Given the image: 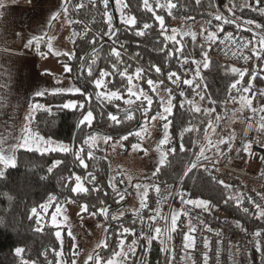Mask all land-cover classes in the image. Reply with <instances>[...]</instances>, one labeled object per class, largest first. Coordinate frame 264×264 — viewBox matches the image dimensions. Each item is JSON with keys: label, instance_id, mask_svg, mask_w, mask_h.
Segmentation results:
<instances>
[{"label": "snow or ice", "instance_id": "snow-or-ice-1", "mask_svg": "<svg viewBox=\"0 0 264 264\" xmlns=\"http://www.w3.org/2000/svg\"><path fill=\"white\" fill-rule=\"evenodd\" d=\"M89 5L98 11V3L103 5V13L102 17L106 18L105 23L107 24V31H99L93 37V39L89 42L92 45L91 53H86V55L91 56L90 62H87L85 56L82 55L79 57L81 60L80 64V72L84 73L87 72L86 76H78L77 80H85L87 83L92 85V90L89 91L87 87V83L85 87L81 88L80 86H73V87H59L52 90H38L34 93L35 97H44L46 95H53V96H78L80 99L76 98H68L64 99L62 103L57 104L55 106H49L47 104H39L33 103L30 105L29 113L24 117V120L27 123L22 127L21 133L19 136L15 134V124H13V130L8 132L7 135L0 133V179L6 177L7 169H13L18 167V153L23 150L25 152H34L39 153L41 156L48 155L51 153H64L70 154L74 157L72 161V167L75 168L78 164L79 167L87 169L88 164L86 163V158L84 153L87 151V159L95 160L96 156L94 150L97 148L96 140L97 135L100 129L94 128L93 122L96 120V116L94 115L95 109L93 108L92 102L93 99L99 102L100 104V120L103 121L104 117V107L106 103L111 104L114 101H119L122 99L121 89L125 87L124 80L127 81V95L128 99L124 100L123 103L128 107L121 108L119 105H114L119 112L123 114V119H119L116 114H113L111 111L108 112V119L112 122L110 126L121 125L127 121L137 120L139 122V118L134 115V113H139L140 117L143 120L147 121L150 113L152 111V106L154 103L153 97L150 95L149 91H145L142 87L139 89V93L134 91V88L139 86V83L142 81H146L149 89L152 92L156 91V88L159 85L164 84L163 79H159L158 81L153 79V72L158 77L164 76V70L166 68L171 67V61L173 57L177 59L180 68L177 71L169 70L167 72V80L171 82V84L175 85V91L179 92L180 109H185V106L188 105L189 107L186 109L187 111H191L192 113H203L205 116H211L213 112H215V107H204L203 109L194 104L193 100L187 98L185 91L181 90V84L187 85L192 88V93L194 96H198L200 101H206L208 104L215 105L217 101L212 98L211 95L207 93L206 87L201 90L197 91V89L201 88V84L204 83V77L201 74V68L207 70L211 67L212 61L210 60L209 53L213 45H225L227 43H231L237 45L238 48H249L251 46V55H246L243 57L245 62L251 60L255 57L256 60H264V24L255 23L253 20H243L241 22V17L236 15L237 8L240 11H243L245 8L253 9L260 14L264 15V0H247L246 3L236 4L235 0H230L229 5L227 6L228 12L231 13V17L217 14L214 17L215 21H221L222 24L217 27L216 31H208L207 27L202 28L200 35H204L206 32L207 35L205 36V40L208 42V49L205 50L201 47V56L202 60H196L192 57L191 53H185L183 50L186 49L187 43L183 40H177L176 30H173V35L169 36L166 34L165 28V17L163 15L157 14L153 6L149 3V0H143V10L146 12L151 13L152 23L147 22L143 16L141 15L138 18L137 15H131L125 12V9L129 8V5L124 3V0H116L117 8L116 10L120 13V24L124 27L125 32H132L133 28L135 29L134 35L137 37H146L150 34V30L154 28L156 22L159 24V37L154 42V46L152 51H156L159 53H164V61L163 65L159 63H152L149 62L147 67L137 66L134 69V72L129 71L132 68L131 64L126 63L123 59L124 55H127V48L126 44L127 41L119 40V33L120 28L114 27L112 20L113 16L111 15L110 9V0H88ZM180 5L186 12L193 11L194 8L191 4V0H177V3H172L171 0H168V3L161 4L159 0H156L155 8L168 10V14L172 15L171 9L177 8V5ZM201 6V0H195V7ZM5 7V3L3 0H0V9ZM63 10L65 14L68 13V5L67 3L62 4ZM76 7L83 8V4H77ZM3 15V13H0ZM60 15L59 12L53 13L50 20H55ZM188 19H193V17L189 16ZM50 22V21H49ZM142 24V26H141ZM205 24L208 27H211L212 21L207 20ZM223 24H235L237 29H243L244 31L253 33L252 40H245L243 37H237L233 33L228 32L223 34V38H220V34L223 33ZM257 30H260L257 32ZM22 41L26 40V43L23 44L24 48H30L35 44L36 50L40 51V44L46 43L49 53L53 52L51 39H46L47 34L45 33L44 36H33L31 38L25 37L22 34H19ZM86 35V33H85ZM184 36H191L193 43L197 39V34L192 32L191 30L185 31L183 33ZM107 37L109 41L113 45L118 44L119 49H123V53L117 49V47H111L109 53V63L111 70H106L102 67H96L97 61L99 56L97 54L98 49L96 47L97 41H103L104 38ZM160 37L163 39L161 40ZM259 37V39H255ZM173 43L174 45H179V47L169 48V43ZM163 45L162 47L160 45ZM257 44L259 47H257ZM55 55H61L59 52H55ZM41 55H44L41 52ZM62 55L67 56L69 60L76 58L75 52H64ZM115 58V62H112V58ZM140 57V53L136 52L133 55L129 56V60H136ZM191 61L192 64L195 65V72L192 79H181V76L178 74L179 71H183L185 75L190 71V69H185L184 65L189 64ZM123 66V70L121 67ZM64 71L69 73L72 71V68L68 65L64 66ZM98 71L99 78H93L94 73ZM231 72L238 76L240 79H236L233 83L229 85V93L232 90L240 91L241 90V80L245 77L246 71H241L236 67H231L230 69H225V72ZM256 71L253 70L252 72V79L256 78ZM119 76L121 79L119 81V87L113 83L112 79H106L109 77ZM134 81L137 83L134 84ZM59 83V82H58ZM115 88V90L109 91V86ZM100 89H104V91H100ZM252 89V81H248V86L243 87L244 93H249L251 97H255L256 93L251 91ZM168 100L166 105L161 104L163 109L162 112H157L155 116H151L152 121H163V129L164 134L163 138L160 139L159 145L157 147V151L159 152V160L156 164L155 171L152 172V178H157L158 174L161 172L163 166L169 163L168 157L170 154H174L176 152V147L174 144L175 137L169 131L170 128L174 126L175 117L173 115L174 109H176L175 95L174 90L172 88H168ZM259 95L264 97V90H261ZM135 97V101L132 99ZM235 99V97H232ZM241 100L244 102V106L250 107L252 101L249 98L241 97ZM136 101H139V104L136 107H132ZM146 102V106H145ZM55 111H64L68 110L72 112L74 115L77 113L79 114L77 117V122L75 124L76 133L73 135L72 144L69 145L63 141L54 140L52 137H45L40 135L38 132H34L32 130V125L37 121L38 117L35 115L37 112H44L49 117H53L55 115ZM252 111L255 113L258 110L256 108H252ZM260 112H264V106L259 109ZM220 117L217 116L216 120L213 121L211 119L208 120L207 126L204 128L205 139H208L209 130L213 133L216 131L215 125L219 123ZM264 120V117H261ZM181 128L179 131V151L185 152V135L191 134L193 132H198L199 128L192 122H189L186 126L183 125V121H181ZM264 126V125H262ZM251 127V125H249ZM87 129V130H86ZM141 129L143 130V125H141ZM119 135V132H117ZM135 134L137 137H140V131H136L133 133L132 131H128L127 134L120 135V141L128 140V137ZM248 133H245L247 136ZM77 138L80 139V144H76ZM105 142L113 139V136L110 134H105L103 136ZM232 139L230 136L228 140L221 139L217 143H213L211 140H208V146H201L198 153H193L195 156V160L190 162L188 166L185 167L183 175L180 176V183L183 186L185 183V177H188L189 174L197 168V164L201 160L211 162L210 158L205 155V152L208 150L209 147L214 148L216 155L223 157L224 153L220 150L219 145L228 143L229 149L231 150V144L229 141ZM261 143V146L264 147V141H258ZM199 143V140L193 141V146ZM165 145H172L168 147L166 150L163 146ZM87 146V149L86 147ZM123 146V145H122ZM133 149H139V144H133ZM252 149V142L249 141L244 145L243 151L251 155ZM145 155H147V151H145ZM259 159L264 161V155L260 156ZM218 162V161H217ZM65 165V161L63 159H54L49 167H47V173L54 174V170L60 168L61 166ZM68 175L67 177L61 176V182L68 180L71 181L73 178L75 180V185L73 186L70 183H62V187L70 189L71 196L65 201L66 203H75L77 194H87L90 195L91 192L99 193L101 189V185L98 182L97 175L94 174L92 171H88L85 175H79L71 168L67 169ZM204 172H210L211 170L207 166H203ZM264 175V173H262ZM41 179H47L46 176H42ZM131 180V177L128 178ZM212 181L217 183L218 185L222 186L223 189L232 191L231 185L226 184L223 180H218L216 176L211 177ZM85 182L91 185V189L85 187ZM117 183L123 184V179H120L118 182L116 181V177H109L107 186L111 188L112 194L115 197H118L116 200V204H120L121 201H125L126 195H128L127 190H121ZM155 188L156 193L159 195L161 193V187L157 183L155 185H148V184H140L137 183L135 188L139 190L143 188V194L140 197V205L138 209H134L132 211V218H131V225L125 226L126 220V212L119 211L118 213L113 211L110 216V227L105 228V239L102 240L98 245L97 248L104 250L111 248V256L105 259L99 252H97L94 256L90 255L88 257V261L92 262V264H149L146 260V254L150 252L151 247L153 246V241L159 240L161 247L160 252L163 255V264H174L175 260V251L174 249L168 246L167 241H171L173 239V234H182V246L184 250L191 249L196 251L199 248L198 244V227L192 225V219H196L199 222V225L202 228L199 229V242L202 243L203 249L200 251V255L202 256V264H211L212 260V239L204 235L205 232L212 233L217 239L215 241L217 245L216 250V264H219L220 258V245L223 242V230H214L210 227L207 221L201 218L200 215H196L195 217L192 216V209L187 208L186 206H193V208H198L201 210L202 213H207L211 215L214 210H218L219 201L213 202L212 199H202V198H191V194L187 193L181 187L180 190H175L170 185H166V191L168 192L167 196H162L160 199L157 200V204L159 205L162 201H167L169 197L175 199L179 197L181 208L179 211H174L171 215V223L170 227L165 226L164 228L155 227L153 229L154 222L157 221V218L166 219L163 217L159 207L155 210H152L149 206V191L152 188ZM105 197L108 196V193H104ZM258 196L264 200V195L257 193ZM188 197V198H185ZM223 203L228 205L230 202L235 203V206L241 210L246 215H251L254 220L264 221V204L257 203L251 197H247V201L255 208V212H251L248 207H244V198L242 195H228L226 198L221 197ZM57 201V197L55 195L49 194L47 197L46 202L41 203L38 207L34 206L31 208L29 213V219L35 218L37 225L41 223V216L38 213V208L43 213L47 214L50 207H52V202ZM99 205L92 204L89 205L88 203H84L80 205L81 212L88 213L90 216H98L102 215L105 217L106 220L109 218L110 214V205L106 204V201L101 199L99 200ZM95 209V210H90ZM149 210V212H153L154 214L147 216L143 215L145 210ZM61 213V204L59 201L56 203L55 211L51 213V223L53 226L59 227L57 222V216ZM188 217V226L187 231L184 230V224L181 217ZM227 223V221H225ZM139 224V232H137V228L135 225ZM147 224V231H145V225ZM235 227L240 229V231L244 232L246 235L251 236V240L248 242L249 245L255 249V252L258 254V264H264V227H258L255 231L249 233L248 229L244 227L240 223L239 220L234 222ZM111 225H115L116 227L114 230L110 231ZM35 231L39 232L42 231L41 227H37ZM55 238L57 241L60 242L61 248H63V238L61 236V231H55L54 233ZM68 236L71 237L73 241H75V236L72 235L71 231L69 230ZM109 236H111L113 245L109 244ZM131 237L130 243H126L128 238ZM73 249L76 248V245L73 243L71 245ZM143 249V253L138 257L137 250ZM26 252V248L24 246H17L13 249V254L15 257L20 259V264H37V261H32L30 259H25L22 255ZM57 257H62V252L56 253ZM73 257H75L76 252L73 251ZM236 255H244L247 257L248 264H254L251 258L250 250H245L240 247H237ZM191 258V257H190ZM232 257L230 256V259ZM56 264H62L61 260H57ZM63 264H77L76 260L73 258L70 261H64ZM193 264H198V262L193 259ZM233 264H237L236 261H233Z\"/></svg>", "mask_w": 264, "mask_h": 264}, {"label": "trees", "instance_id": "trees-1", "mask_svg": "<svg viewBox=\"0 0 264 264\" xmlns=\"http://www.w3.org/2000/svg\"><path fill=\"white\" fill-rule=\"evenodd\" d=\"M114 5H115V0ZM161 4H167L168 0H159ZM172 3H177V0H171ZM230 0H226V8L229 5ZM247 0H235L236 4L246 3ZM67 3L68 5V13L65 14L62 4ZM124 3L129 5V8L125 9V12L131 15H137L138 18L142 15L143 18L152 23L151 13L143 10V0H124ZM149 3L153 6L157 14L163 15L165 17V28L166 34L171 36L173 35L172 26L173 24H177L179 30L177 31V40L183 39L187 43V48L183 51L185 53H191L192 57L196 60H202L201 56V47L205 50L208 49V42L204 39L201 40L197 35V39L195 44L193 43L191 36H182V32L180 30H186L184 27L191 22H202V25L207 27L208 31L215 32L217 27L222 24L221 21H215L214 17L217 15L218 9L216 7L215 0H201V6L195 7V0H191V4L194 8L193 11H185L179 4L177 8L171 9L172 15L168 14V10L156 9L155 4L156 0H149ZM254 3V0H253ZM77 4H83V8H77ZM264 6V5H261ZM228 9V8H227ZM60 10L62 11L64 17L68 21L70 28V37L72 50L76 53V58L69 60L67 56L62 55L60 60L66 61L69 67L72 68V71L69 73H65L72 78L73 82L80 86L81 88L85 87L86 81L81 79L77 80L79 75V68L81 64L80 56L86 55V53L92 48V45L89 43L97 32L103 30L107 31V24L105 23V19L102 17L103 13V5L98 3V11L93 9L88 0H61ZM110 11V9H109ZM111 13V12H110ZM117 14V12H116ZM236 15L240 16L241 20H253L255 23L264 24V15L259 12L245 8L243 11H240L239 8L236 10ZM193 17V19H188L187 17ZM211 20L212 25L208 27L205 24V21ZM113 23V20H112ZM142 26V24H141ZM119 40L127 41V55L123 56V59L126 63L131 64L132 68L129 69L130 73L134 72L135 67L143 66L147 67L149 62L159 63L163 65L164 61V53H159L156 51H152L154 46V42L159 37V24L156 22L154 28L150 30V34L146 37H137L133 33L135 29L133 28L132 32H125L124 27L121 26L119 20ZM229 31L235 32L237 37H246L248 40L253 39V33L244 31L243 29H237L234 24H223V33L220 34V38L223 37V34L228 33ZM86 33V35H85ZM206 33V32H205ZM162 40L163 38L160 37ZM255 39H259L256 37ZM100 41H97V44ZM35 46V45H34ZM163 46L162 44L160 45ZM111 47H117L123 53V49H119L118 44L113 45L111 41L106 42L102 47L98 49L99 59L97 61L96 67H102L106 70H111L109 63V53ZM179 47V45H174L173 43H169V48ZM257 47L259 45L257 44ZM33 48V46L31 47ZM139 52L140 57L136 60H129V56L134 53ZM214 52L209 53L210 60L212 61V65L209 69L205 70L201 68V74L204 77V83L201 84V88L197 89V91L203 90L205 87L207 89V93L212 96L213 99L217 101L215 105L208 104L206 101H200L198 96H194L192 93V88L187 85L181 84V90L185 91L188 99L193 100V103L200 106L202 109L204 107H215V112L211 114V116H205L203 113H192L191 111H187L186 109L189 107L185 106V109H180V99L179 92L175 91V85L171 84L170 81L167 80V72L177 71L180 68V65L175 58L171 61V67L166 68L164 70V76L158 77L153 72L152 78L155 80L163 79L165 82L163 84L164 87L172 88L174 90L176 109H174L173 115L176 118L174 121V126L170 128V132L175 137L174 144L176 147V152L174 154H170L168 157L169 163L162 167L161 172L158 174L157 178H153L154 185L155 184H164V183H175L178 181L180 176L183 175L184 169L186 167V163L189 160V157L193 151L199 152L201 145L205 139L204 128L207 126V122L209 119L215 121L216 117L224 115V107L226 102L230 99L231 94L234 90L229 93V85L233 83L236 79H240L235 74L229 72H225V69H230L231 67H236L241 71H246L245 77L241 80V86H248V81H252V90L259 91L258 86L264 82V60H256L253 57L251 60L243 63L236 64L234 61L228 58H218V56L213 55ZM248 54L251 55V46L248 48ZM91 56L87 60L90 62ZM112 62H115V58H112ZM121 70H123V66H120ZM185 69H190V71L185 75L183 71H179L178 74L181 76V79H192L195 72V65L189 62V64L184 65ZM256 71V78L252 79V72ZM87 72L83 73V76H86ZM93 78H99V73L96 71L94 73ZM106 79H112L113 83L119 87L120 77H109ZM143 87L148 86L146 81L140 82ZM125 87L121 89V95L126 96L127 94V81L124 80ZM87 87L89 91L92 90V85L87 83ZM109 91L115 90L111 85L109 86ZM251 90V91H252ZM100 91H104V89H100ZM260 91L256 93L255 97H250L252 104L251 106L262 105L264 102L263 97L259 95ZM68 98H76L80 99L78 96H64L63 98L59 95H46L44 97H34L33 101L39 104H47L49 106H55L63 102L64 99ZM93 108L95 109L94 115L96 116V120L93 122L94 127H98L104 131L109 133H116L119 131H123L131 127L135 124L137 120L127 121L121 125L110 126L112 124L108 119V112L103 109L104 117L103 121L100 120V105L95 99L92 102ZM122 108V104H120ZM107 107L113 108V104L106 103ZM158 108V104L156 106H152V114L156 113ZM55 115L53 117H49L46 113L40 111L35 113L38 117L37 121L31 126L32 130L38 132L40 135L45 137H52L54 140L63 141L69 145L72 144L73 135L76 133L75 124L77 122L78 113L74 115L72 112L68 110L64 111H55ZM137 116L136 113H134ZM149 116V117H150ZM119 119H123V114L118 115ZM229 116L225 118V121L228 124H231L229 121ZM181 121H183V125L186 126L189 122L194 123L199 128L198 132H193L191 134L185 135V152L179 151V131L182 126ZM226 123L219 121L218 124L215 125L216 131L213 133L209 130V135L215 138L216 134H219V137L215 138L216 140H221L223 138V132L228 133L224 140H228L231 132H229L230 128L225 126ZM135 133V132H133ZM234 133V131H233ZM232 133V135H233ZM139 138L133 134L128 137V140L123 141L126 144H131L133 142L138 141ZM199 140V143L193 146V141ZM80 139L77 138L76 144H80ZM224 144H222L223 146ZM172 145L163 146L166 150L168 147ZM94 152L103 154V151L95 149ZM211 153V152H210ZM205 154H209L208 150ZM86 158V163L88 164V168L84 169L78 166L73 168L72 161L74 159L70 154L64 153H51L48 155L41 156L39 153L34 152H25L21 150L18 153V167L13 169L6 170V177L0 179V264H20V259L15 257L13 254V249L17 246H24L26 248V252L22 255L25 259H30L32 261H37V264H56V253L60 247V243L55 238V228L49 224L39 226L36 223L35 218L29 219V213L32 207L40 205L41 203L46 202L49 194L55 195L57 197V201L63 203L70 196V189L62 187V183H70L73 186L75 185L74 178L71 181L65 180L61 182L60 177H67L68 171L67 169L71 168L79 175H85L88 171L94 172L97 175V179L99 184L101 185V191L99 193L91 192L90 195L87 194H77L76 203L84 204L88 203L89 205L96 204L99 205V200L103 199L106 201L107 205L114 206L116 204V200L118 197H115L112 194L111 189L107 186V162L101 156H96L95 160L87 159V151L84 153ZM54 159H63L65 161V165L61 166L58 169L54 170V174L47 173V167H49ZM42 176H46L47 179H41ZM212 175L207 172H204L202 168L194 169L188 177H185V183L183 184L184 191L191 194V198H202V199H212L213 202L219 201L218 210H214V213H218L220 215H228L232 216L235 220H239L243 225H254L256 222L252 220L248 215L244 214L241 210H239L234 201L230 202L228 205L223 203L221 197H227L228 195H237L239 193L232 185V191H228L223 189L222 186L218 185L211 179ZM87 184V183H86ZM227 184V183H226ZM230 185V184H229ZM89 189H91V185H86ZM107 192L108 196L105 197L104 193ZM243 196V195H242ZM244 198V196H243ZM57 201L52 202V207L49 208L48 213L46 215H50L51 211L56 207ZM156 202V191L155 188L149 191V206L152 209ZM247 206V201L244 198V207ZM95 210V209H90ZM145 216H149V210H145ZM39 215L45 214L38 208ZM88 215V213H85ZM98 219L106 221L104 216L98 215L96 216ZM131 222H126L125 226H130ZM37 227H41L42 231H35ZM110 227V223H107V228ZM116 226L111 225L110 231L114 229ZM136 227V225H135ZM147 228V224L145 225V231ZM69 241V240H68ZM66 243H69V242ZM131 237L128 238L127 243H130ZM109 244L112 245L113 241L111 236H109ZM138 252V250H137ZM99 253L107 259L111 256V248L110 249H99ZM146 260L149 264H159L160 259V247L159 240L153 241V246L149 253L146 254Z\"/></svg>", "mask_w": 264, "mask_h": 264}, {"label": "rangeland", "instance_id": "rangeland-1", "mask_svg": "<svg viewBox=\"0 0 264 264\" xmlns=\"http://www.w3.org/2000/svg\"><path fill=\"white\" fill-rule=\"evenodd\" d=\"M3 2L5 3V7L0 9V13H3V15H0V133L7 135L8 132L13 130V124H15V134L19 136L22 127L27 123L24 117L29 113L30 105L37 103L33 101L36 91L78 85L73 82L70 76L65 75L64 66L68 65V63L60 60L62 53L73 52V50L69 24L62 11H59V7L54 6L55 9H53L52 14L59 11L60 15L55 20H51L52 23H49L50 27L48 28V36L46 37V39H51L53 52L49 53L46 43L40 44V51L36 50L34 44L32 51L34 50L33 52L37 55L35 56L33 54L32 56H28L24 51L30 48L23 47L26 40L22 41L19 34L28 38L34 36V31L31 33L33 30L31 26L34 21L33 19L29 21L25 14L28 12L29 14L32 12L35 13L36 6H33L31 0H3ZM49 2L55 4L58 0H49ZM114 6L116 9V0ZM222 7L226 13L231 15L226 8V1ZM116 12L119 21L120 13L117 10ZM184 28L186 30L183 29L179 31L180 33L182 32V36H184L183 33L185 31L191 30L188 25ZM202 28H205V26L202 25V22H199L196 34L201 40L204 39V35H207V33H204L203 36L200 35ZM174 29L176 33L179 30L178 25L175 23L172 26V32ZM14 36L17 38L15 39V44L12 41ZM214 47H216V45L212 46L211 52H213ZM41 52H43L44 55H41ZM55 52H59L61 55H55ZM221 55L222 54H219L217 56ZM244 66L246 65L243 64V66L240 67ZM135 83L137 82L134 81V84ZM141 87L145 91H149L154 99L153 105L156 106L158 104L156 114L157 112H162L163 109L161 104L163 103L166 105L168 100L167 88L158 84L156 91L152 92L148 86L143 87L141 83H139V86L134 88V91L139 93ZM243 87L247 86H241L240 91H233L230 99L225 104L224 115L220 117L221 122L224 121V123H226L225 126L230 128L229 132H231L230 136L232 139L234 136L233 131H235L241 115L255 108V106H251V108L244 106L241 97L250 99L251 96L249 93L243 92ZM254 90L255 89L252 90L254 93L261 91L259 90L256 92ZM232 97H235V99H232ZM128 98V95H126V97L122 95V99L120 100L122 101V107H128L123 103V101ZM132 99L135 101V97H132ZM138 103L139 101H136L135 104ZM135 104L133 106H135ZM258 106L260 105H257V107ZM227 116H229L228 121L231 124L225 121ZM141 124L143 125V130L141 127L137 129L141 133L140 139L131 143L128 147L120 141V137H113V139L105 142L103 139L105 134L100 131L96 133V149L103 151L104 156L109 159L112 167L111 177H115L116 173L113 174V171H119L124 184L131 188L130 191L133 193V199L128 204L127 209L133 210L139 208L140 197L143 194V188L139 190L138 194L135 185L137 183L154 185L152 172L155 171L156 164L159 160L157 147L164 134L162 126L163 121L150 120L149 122H145L144 120ZM222 135L223 138H226L228 133L223 132ZM217 137H219L218 133L215 138ZM215 138L208 136V139H206L201 146H208V140H211L214 144L217 143L219 140ZM223 138L220 137V139ZM133 144H139V149H133ZM227 144L228 143H225L223 146L220 144V150H222L223 147L225 148ZM145 151H147V155H145ZM210 152L216 155L214 148L209 147L208 153ZM129 177H131V180L128 179ZM80 205V203L76 202L66 203L64 201L61 203V213L57 216L59 227L52 225L51 214L40 215L41 223L39 226L49 224L55 228V231H61L64 243L63 248H61L59 244L60 247L58 252H62V257H57L56 255V262L57 260H61L63 264L64 261H70L74 258L77 264H87L88 257L97 249V245L105 239L104 229L107 228V222L98 219L96 216L93 217L81 212ZM54 211L55 208L51 213ZM118 212L119 211H117V213ZM157 226L156 224V227ZM69 230L72 235L75 236V241L68 236ZM67 241L69 243H66ZM73 243L76 245L75 249L71 247ZM160 245L159 243V247ZM73 251L76 252L75 257L72 255Z\"/></svg>", "mask_w": 264, "mask_h": 264}, {"label": "built area", "instance_id": "built-area-1", "mask_svg": "<svg viewBox=\"0 0 264 264\" xmlns=\"http://www.w3.org/2000/svg\"><path fill=\"white\" fill-rule=\"evenodd\" d=\"M225 1L226 0H215L216 7L219 14L231 17V15L226 13L224 8L222 7L225 4ZM241 22H243V20H241ZM198 24L199 22L196 21L189 23L188 26L192 32L196 33ZM259 31L260 30H257V32ZM229 32L237 36L235 32ZM243 38L245 40H248L246 37ZM213 52L216 56L222 54L218 57L228 58L234 61L236 64L245 63L243 57L249 55L248 48L241 49L238 48L237 45L231 43L219 46L216 45V47H214L213 49ZM258 88L259 90H264V82L260 84ZM262 106H264V102L258 107L255 106V108L258 110L257 112L254 113L252 110H250L241 115L234 131L233 139L230 142L231 150L229 149V146L227 144V146L225 148L223 147L221 150L224 153L223 157L211 153L205 154L210 158L211 162L201 160L197 164V168L203 169V166H207L211 170L207 173L212 176H216L218 180H223L225 183L232 185L239 193L244 196L246 201L247 197H251L253 200L260 204H264V200H262L261 197L257 195V193L264 195V175H262V173H264V161H261L259 159L260 156L264 155V147H262L261 143L258 142L264 141V126H262L264 125V120L261 119V117H264V112L259 111ZM249 125H251V127H249ZM246 132L248 133L247 136H245ZM249 139L252 142L251 155L243 151L244 145L249 141ZM194 152L195 151L191 153L186 166H188L190 162L195 160V156L193 155ZM166 185L172 186V188L175 190H180L181 187H183L180 183V179H178V181H176L175 183L160 184L161 193L159 195L156 193V202L152 210H155L157 207H159L163 217H166V219L157 218V221L153 224V229L156 227V224L158 225L157 227L161 228H164L165 226L170 227L172 213L174 211H179L181 208L179 197H176L175 199L169 197L167 201H162L159 205L157 204L158 199H160L162 196L168 195V192L165 190ZM186 207L192 209L193 217H195L196 215H200L201 218L205 219L208 225L214 230H223V242L219 246V264H233V261H236L237 264H248L246 256L236 255L237 247L245 250H250L252 261L254 262V264H258V254L255 252V249L252 248L248 243L251 240V236L246 235L244 232L240 231V229L235 227L234 222L236 220L232 216L220 215L214 212L209 215L207 213H202L200 209L193 208V206L191 205ZM246 207H248L251 212H255V208L251 204H249L248 201ZM152 214H154V211L149 213V215ZM248 216L252 220H254L251 215ZM181 219L183 220L184 230L187 231L188 217L182 216ZM225 221H227V223H225ZM254 221L256 222L254 225H244V227L248 229L249 233L255 231L258 227H264V221ZM192 225L198 227L197 236L199 248L196 251H193L191 249L184 250L182 246V234L174 233L173 239L171 241H167L168 246L175 251L174 264H193V259H195L198 264H202V256L200 255V251L203 249V245L199 242V229L202 228V226L199 225L198 220L194 218L192 219ZM204 235L209 236L213 241L211 264H216L217 245L215 241L217 238L212 233L205 232ZM230 256L232 257L231 259ZM159 264H163V255L161 252Z\"/></svg>", "mask_w": 264, "mask_h": 264}, {"label": "crops", "instance_id": "crops-1", "mask_svg": "<svg viewBox=\"0 0 264 264\" xmlns=\"http://www.w3.org/2000/svg\"><path fill=\"white\" fill-rule=\"evenodd\" d=\"M31 1L33 3V6H36V11L35 13L32 12L31 14H29L28 12L25 14V16L28 18L29 21L31 19H33L34 21L31 26L32 27L31 29H33L31 33L34 31V36H44L45 33L46 34L48 33V28L50 27L49 23H52L50 18L52 16L53 9H55L54 6H58L59 11H60L61 0H58V2L55 4H52L51 2H49V0H31ZM15 39L17 38L14 36L12 38V41L14 42V44H15ZM30 49L28 50L25 49L26 51L24 52L28 54V56H32L33 54L36 56L37 54L33 52L34 50L32 51L31 47ZM6 54H10V53H6Z\"/></svg>", "mask_w": 264, "mask_h": 264}, {"label": "flooded vegetation", "instance_id": "flooded-vegetation-1", "mask_svg": "<svg viewBox=\"0 0 264 264\" xmlns=\"http://www.w3.org/2000/svg\"><path fill=\"white\" fill-rule=\"evenodd\" d=\"M165 82V81H164ZM127 95V94H126ZM124 97H126V96H124ZM113 108H110V107H108L109 109H111V110H114V111H118L119 112V110L114 106V105H119V106H121L120 104H122V101H114L113 103ZM139 104V103H138ZM138 104H135V106L134 107H136ZM100 105V104H99ZM107 107V106H106ZM122 108H124V107H122ZM107 111V110H106ZM108 112V111H107ZM113 114H116V113H113ZM137 114V117L139 118V113H136ZM156 114V113H155ZM155 114H152L151 116H155ZM117 116L118 115H120V113L119 114H116ZM151 116L148 118V122L151 120ZM143 118H142V120H141V123H143ZM147 121H145V122H147ZM137 122L138 121H136L135 122V124L134 125H132L131 127H129L128 129H126V130H123V131H119V133H121V132H126V131H129L133 126H135L136 124H137ZM140 123V125L134 130V131H132V132H136V131H138L137 129H139L140 127H141V124ZM160 124V123H159ZM96 128H98V127H96ZM100 129V128H99ZM87 130V129H86ZM102 130V129H101ZM102 131H104V130H102ZM104 132H107V131H104ZM109 133V132H108ZM117 133V132H116ZM127 134V133H126ZM120 137V136H119ZM139 139H140V137H138ZM123 142V141H122ZM123 144L126 146V147H128V146H130V144H126L125 142H123ZM96 153V152H95ZM97 154H99V153H97ZM100 155H104V154H100ZM106 161V160H105ZM107 168H108V164H107ZM112 168V167H111ZM107 172H108V169H107ZM116 173V174H115ZM108 174V173H107ZM113 174H115V177H116V181L118 182L120 179H121V174L119 173V171H113ZM108 184V183H107ZM87 184H86V182H85V184H84V186L85 187H87L86 186ZM117 186L121 189V190H127V193H128V191H130V187H127L126 186V184H119V183H117ZM111 189V188H110ZM130 193H131V196H130V199H129V201L126 203V204H124L120 209H118V210H116L115 212H117V211H122V210H124L125 212H126V217H125V220H126V222H131V218H132V211H133V209H127V207H128V204L130 203V201L133 199V193H132V191H130ZM128 196H129V193H128V195H126V199L128 198ZM125 199V200H126ZM123 201H121L120 203H122ZM117 205H119V204H117ZM117 205H114V206H111L110 208H112V207H115V206H117ZM112 213V212H111ZM111 213H110V215H109V217L111 216ZM143 215L145 216V212H143ZM105 218V217H104ZM145 218H146V216H145ZM106 220V219H105ZM106 222L107 223H111L110 221H107L106 220ZM136 228H137V231H138V228H140V226H139V224H137L136 225ZM112 230H114V229H112ZM126 243H127V241H126ZM113 245V247H114V244H112ZM97 252H99V249L97 248V249H95L93 252H92V255L94 254H96ZM143 253V249L141 250V253H140V249H138V252H137V256L139 255H141ZM93 255V256H94ZM87 264H92V262H90V261H87Z\"/></svg>", "mask_w": 264, "mask_h": 264}, {"label": "water", "instance_id": "water-1", "mask_svg": "<svg viewBox=\"0 0 264 264\" xmlns=\"http://www.w3.org/2000/svg\"><path fill=\"white\" fill-rule=\"evenodd\" d=\"M110 12H111V15L113 16V25H114V27L119 28V21H118V17H117V14H116V9H115L114 1H113V0H110ZM108 41H109V40L107 39V37H105L103 41H100L98 44H96L97 49H99L100 47H102V46H103L106 42H108ZM91 51H92V48H91L87 53H91ZM89 57H90V55H85V59H86V61L89 59ZM79 75H80V76L83 75V73L80 72V68H79ZM95 101H96V100H95ZM97 102H98V101H97ZM98 103H99V102H98ZM132 107H134V106H132ZM104 109L107 110L108 112L111 111L112 113H116V114H119V113H120V114H122L121 112L111 110V109H109V108L106 107V106L104 107ZM141 120H142V118L140 117V114H139V122H137V124H136L135 126H133L129 131H134V130L140 125ZM94 128H96V127H94ZM97 129H99V128H97ZM100 132H102V133H104V134H110V135H112L113 137H119L120 135H124V134H126L128 131H126V132H121V133H119V135H118L117 133H108V132H104V131H102L101 129H100ZM85 147H86V149H87V146H85ZM94 153H95V152H94ZM95 155H96V156H101L102 158H104V159L106 160L107 164H108V174H107V183H108V178L111 177V171H112V168H111V165H110V161H109V159H108L106 156H104V155H100V154H97V153H95ZM128 193H129L128 198H127L125 201H123L122 203H120L119 205L110 208V213L113 212V211H116V210L120 209L124 204H126V203L129 201L130 196H131V193H130V191H128ZM109 215H110V214H109ZM107 221H110V217L108 218ZM137 232H139V228H138V231H137ZM141 250H142V249H140V253H141ZM138 257H139V255H138Z\"/></svg>", "mask_w": 264, "mask_h": 264}]
</instances>
